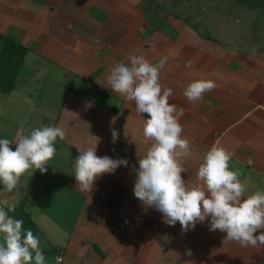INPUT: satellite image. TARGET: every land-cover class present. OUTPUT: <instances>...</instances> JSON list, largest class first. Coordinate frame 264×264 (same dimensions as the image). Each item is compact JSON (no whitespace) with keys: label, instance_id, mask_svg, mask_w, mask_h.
I'll return each instance as SVG.
<instances>
[{"label":"crops","instance_id":"crops-1","mask_svg":"<svg viewBox=\"0 0 264 264\" xmlns=\"http://www.w3.org/2000/svg\"><path fill=\"white\" fill-rule=\"evenodd\" d=\"M34 1L36 0H24V8L18 14L15 13L13 17L0 13V20L22 23L21 25L25 29L29 30L30 28L29 35L22 41L23 46L27 48V55L17 75V81L25 78L23 81L30 83L28 80L35 75V80L40 78L41 85H45L46 89L56 96V100L61 101V112L57 115L54 126L63 128L66 136L63 140L57 138L54 145L57 151L55 156L48 161L47 172L42 174L38 170L40 180L56 182L55 187H61L57 189L60 192L58 195L62 198L60 202L65 206L61 214L65 213L66 207L73 204L69 195L72 193L76 195L75 198L80 196V200L77 198V203L74 206L76 212L79 213L77 215L75 213L76 225L73 226L74 228H84L87 233L91 229L98 228L100 229L99 235L112 238V229L117 231L130 225L134 230L133 248L124 253L131 255V258L141 264L144 262L155 264L159 261H168L169 264H185L186 261H192L194 264H263L264 247H241L235 242H224L226 233L209 230L210 217L197 223L194 229L184 233L179 222L174 226H169L164 222L161 212L155 208H146L134 196L133 189L139 169V151L133 153L134 146H131L130 139L135 137L145 140L151 146L152 141L143 137L144 119L149 117L146 113L139 115L136 112V107H132V105L135 106V102L128 101L107 88L106 78L111 68L118 63L129 64L130 59L122 55L120 60L111 57V64L105 63L103 70L102 67H98L102 70V74L96 77L100 73H97L98 68L95 66L98 61H96L95 55L90 58V54L97 53V43L93 38L90 40L87 38L91 33L92 35L101 33L103 36H107L111 32L109 27L111 16H108V13L99 15L96 12H84L82 11L85 8L84 4H81L79 0L72 2L70 0L71 3L66 6L65 17L60 19L53 16L55 11L52 12L50 9L52 7H54L53 10L58 7L64 8L63 5L61 6L63 0H43V6L47 10L41 14L31 11L36 4ZM50 12L52 13L49 14ZM55 18H57L56 22H54ZM1 30L0 33L4 34ZM83 30L89 34L86 33L88 35L85 36ZM105 47L108 52H117L119 49V47H116L115 50L110 46ZM63 48L65 50H62ZM62 52L65 55L56 59L58 64H47L46 67L33 64L30 57L33 53H55V56ZM146 53L147 55L142 56L148 61L159 55L157 51ZM176 53L177 51L173 50V53H169V57L176 58L177 56L174 57ZM186 53H188L187 50H182L180 56L187 59L189 56ZM86 57L90 59V62L85 73H81V76L83 74L84 81L89 84L90 89H102V92L95 91L93 94L95 100L99 101L102 99L101 96H104L105 107L102 110L86 99L75 95L69 94L62 100L64 92L58 87L64 86L68 79L67 74H71L69 70H73L76 63L82 59L85 60ZM193 59L198 60L196 66H199L203 72H207L209 69L206 66L207 58L195 56ZM179 62V60H175L173 63ZM201 78L214 81L216 88L206 92L200 101L189 103L185 96L181 97L175 93L177 88L184 90L191 82L201 80ZM196 80L181 82L175 79L173 82L169 81L168 87L173 90L169 102L175 104L178 110L183 109L184 114L179 120L183 127L182 138L187 139L191 146L192 155L185 158L182 165L185 169V172L181 173L182 178L186 183H189V186L193 183L198 184L196 172L202 162V157L215 145L232 154L229 170L239 169L241 172L239 179L242 182H248L244 198L256 191L264 192V89L255 94L253 102H258L255 105V103L247 102L246 98L241 100L240 95L235 94L234 89L224 95L223 89L218 88L222 83L220 76H207V78L199 76ZM162 81L164 80L159 79L160 83ZM94 84L96 87L92 88ZM43 93L51 97L47 91ZM22 95L27 96L26 93H22ZM114 99L119 101V110L117 105L113 104ZM130 107L132 108L129 110ZM113 129L119 133L115 143L112 142ZM212 133L218 134L215 140L211 138ZM95 138L96 140L98 138L99 141H96ZM96 144L98 157L108 156L114 160L126 159L128 164L127 166L121 165L114 173L103 174L94 182L93 190L89 194L81 193L76 188L77 182L74 177L75 159L79 153L88 148H94ZM129 153L130 157H128ZM249 160L252 161L251 164H249ZM34 171L35 169L32 170V172ZM25 176L31 177L32 175L26 173ZM100 195L104 198L102 204L98 202ZM84 211L89 214L98 213L95 215L96 219L94 217L92 221H88L91 216L88 215L87 220H84ZM145 212L154 219L152 231L148 233L149 237H145L142 230ZM102 218L103 221H101ZM90 222L96 224L92 225ZM262 232L264 229L258 230L254 235H259ZM148 246L152 252H148ZM188 250L191 251V256L186 254ZM145 255L151 257L148 260L143 259Z\"/></svg>","mask_w":264,"mask_h":264},{"label":"rangeland","instance_id":"rangeland-1","mask_svg":"<svg viewBox=\"0 0 264 264\" xmlns=\"http://www.w3.org/2000/svg\"><path fill=\"white\" fill-rule=\"evenodd\" d=\"M23 2L24 0H0V13L13 17L24 8ZM34 2L36 4L31 11L41 14L47 10L43 6V0ZM71 2L63 0L61 6L64 8L58 7L53 10L52 7L50 10L55 11L53 16L64 18L67 13L66 6ZM79 2L85 6L82 10L84 12H96L99 15L108 13L107 15L111 16L109 25L111 32L107 36L101 33L88 35L89 33L83 30L85 36H89H87L89 40L93 38L97 43V53L90 54V58L96 56L98 61L95 64L96 68L100 66L103 70L105 63L111 64V57L120 60L121 55L130 58L133 55L142 56L147 55L146 52L157 51L158 57L149 62L156 65L162 58H167L159 75V79L164 80L161 82L163 87L168 88L169 81L173 82L175 79L190 82L199 76L205 78L220 76L222 83L218 88L223 89L224 95L234 89L241 100L246 98L247 102L255 105L258 103L253 102V99L259 90L264 89V0H79ZM28 4L30 5L29 2ZM56 21L57 18L54 19V22ZM21 24L0 20V29L5 36L23 45L22 41L29 35L30 28L25 29ZM105 46H110L114 50L116 47L119 49L117 52H108ZM127 48L129 50H126ZM173 50L177 51L174 54L176 58L169 57ZM182 50L188 51L187 59L180 56ZM54 54L33 53L30 57L33 64L46 67L47 64H58L56 59L65 55L64 52L55 56ZM195 56L207 58L206 66L209 68L207 72L196 66L198 60L193 59ZM89 60L86 57L85 60L77 62L73 70H69L71 74H67L68 79L64 86L58 87L64 92L62 100L69 94L75 95L102 110L105 107L104 96H101L102 99L99 101L95 100L93 95L95 91L102 92V89H90L89 84L84 81L83 74L81 76V73H85ZM175 60L180 62L173 63ZM102 70L97 69V73H100L96 77L101 76ZM23 79L17 81L16 77L13 89L9 93L0 92V139L13 140L17 131L21 129L25 130V134H29L31 130L41 125L54 126L57 115L61 112V101H57L56 96L52 95L53 92L48 91L45 85H41L40 78L35 80L33 75L32 79L28 80L30 83ZM95 87V84L92 85V88ZM46 91L51 97L43 93ZM183 91V88H177L175 93L183 97ZM22 93H26L27 96L24 97ZM113 104L119 108V101L116 99L113 100ZM217 135L212 133V140H215ZM130 142L131 146H134L133 153L139 151L138 158H144L150 146L148 142L135 137H132ZM14 146L10 145L13 150ZM55 184L56 182L40 180L38 170L31 177L22 176L17 188L11 192L6 191L0 184V203L3 209L10 217L12 213L19 214L18 219L24 221L23 229H31L39 238L45 264H57V257H62L65 264H141L131 258V255L124 253L133 248L134 230L130 225L117 231L112 229V238L99 235L98 228L91 229L88 233L84 228H74L75 213L76 215L78 213L74 206L77 198L80 200V196L75 198L76 195L69 194L73 204L66 207L65 213L61 214L65 206L60 202L62 198L57 191L61 187H55ZM99 197L98 202L102 204L104 198L101 195ZM86 211L83 212L84 220L91 215L88 221H92L98 214H89ZM147 212L144 213L142 226L145 237L150 236L148 233L152 231L154 225V219ZM0 243H3L2 236ZM148 249V252H152L149 246ZM149 257L145 255L143 259L148 260ZM155 264L169 262L159 261Z\"/></svg>","mask_w":264,"mask_h":264},{"label":"clouds","instance_id":"clouds-1","mask_svg":"<svg viewBox=\"0 0 264 264\" xmlns=\"http://www.w3.org/2000/svg\"><path fill=\"white\" fill-rule=\"evenodd\" d=\"M129 64L118 63L106 78L107 88L135 102L136 112L146 113L143 137L151 140L144 158L138 160L134 196L146 208L162 213L169 226L180 223L182 232L194 229L199 222L210 217V231L226 233L224 242H235L241 247H264V192L256 191L244 198L247 181L239 179V169L229 170L232 154L213 145L202 157L196 180L189 186L181 176L183 162L190 157L191 146L182 138L183 127L179 120L183 109L169 102L171 88L159 82L160 70L167 58L153 65L143 56L133 55ZM216 88L212 80H196L184 88L183 95L189 103L200 101L206 92ZM119 133L112 130V142ZM66 132L58 126L42 125L29 134L18 130L13 140L0 139V184L8 192L17 188L26 173L39 170L47 172L48 161L56 154L57 138L63 140ZM15 145V150L10 145ZM96 146L79 153L75 159L76 188L89 194L94 182L103 174L114 173L126 159L98 157ZM252 161L249 160V164ZM35 169L34 172L32 170ZM23 219L10 217L0 208V264H45L40 240L31 229H23ZM188 256L192 253L186 252ZM60 264L62 257H57ZM185 264H194L186 261Z\"/></svg>","mask_w":264,"mask_h":264},{"label":"trees","instance_id":"trees-1","mask_svg":"<svg viewBox=\"0 0 264 264\" xmlns=\"http://www.w3.org/2000/svg\"><path fill=\"white\" fill-rule=\"evenodd\" d=\"M26 53L25 46L0 33V92L12 91ZM11 217L18 219L19 214L12 213Z\"/></svg>","mask_w":264,"mask_h":264},{"label":"built area","instance_id":"built-area-1","mask_svg":"<svg viewBox=\"0 0 264 264\" xmlns=\"http://www.w3.org/2000/svg\"><path fill=\"white\" fill-rule=\"evenodd\" d=\"M0 208H2L1 204H0ZM60 264H64L63 260L60 261Z\"/></svg>","mask_w":264,"mask_h":264}]
</instances>
